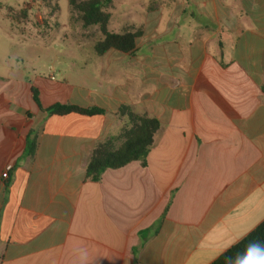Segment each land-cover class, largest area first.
<instances>
[{"label": "crops", "instance_id": "1", "mask_svg": "<svg viewBox=\"0 0 264 264\" xmlns=\"http://www.w3.org/2000/svg\"><path fill=\"white\" fill-rule=\"evenodd\" d=\"M106 7L111 32L141 36L128 53L93 41V71L74 83L0 53V264H211L264 221V0ZM59 26L98 29L71 9ZM56 103L103 113L46 111ZM122 106L160 123L146 162L89 178L95 148L123 143Z\"/></svg>", "mask_w": 264, "mask_h": 264}, {"label": "trees", "instance_id": "2", "mask_svg": "<svg viewBox=\"0 0 264 264\" xmlns=\"http://www.w3.org/2000/svg\"><path fill=\"white\" fill-rule=\"evenodd\" d=\"M69 4L72 19L81 20L84 27L98 26L100 38L94 46L97 54L102 55L109 49L125 53L135 49L136 40L141 36V32L132 27H127L119 33L111 32L108 29L110 13L107 11L106 0H69ZM32 93L38 106L43 109L38 89L32 88ZM46 111L58 116L68 114L93 116L103 113V110L97 107L83 108L67 103H56L46 108ZM120 115L128 118L120 133L123 143L120 148L115 149L112 143L114 139L110 138L95 148L87 166L89 178L100 180L104 169L119 168L133 160L146 162V155L160 126L159 121L147 115L138 116L126 106L121 107ZM36 143V136L30 132L27 138L28 153L34 152ZM244 261H248V264H264V221L211 264H241Z\"/></svg>", "mask_w": 264, "mask_h": 264}, {"label": "rangeland", "instance_id": "3", "mask_svg": "<svg viewBox=\"0 0 264 264\" xmlns=\"http://www.w3.org/2000/svg\"><path fill=\"white\" fill-rule=\"evenodd\" d=\"M16 4L26 9L27 15L25 21L19 18V24L14 20L22 10L16 12L8 4H0V53L10 56L9 61L16 70L26 69L32 75L45 77L52 74L61 82L67 73L73 83L79 80L75 79L74 72L93 71L88 54L100 32L98 29L87 31L91 38L83 39L74 27L67 30L59 26L69 18V0H24L23 5L16 0ZM50 13L53 14L50 16Z\"/></svg>", "mask_w": 264, "mask_h": 264}, {"label": "clouds", "instance_id": "4", "mask_svg": "<svg viewBox=\"0 0 264 264\" xmlns=\"http://www.w3.org/2000/svg\"><path fill=\"white\" fill-rule=\"evenodd\" d=\"M20 5H23L24 0H19ZM0 4H8L10 5L14 11L19 12L22 10V7H17L16 0H0ZM6 11V9H5ZM251 260V256L249 257ZM241 264H248V261L241 262Z\"/></svg>", "mask_w": 264, "mask_h": 264}, {"label": "built area", "instance_id": "5", "mask_svg": "<svg viewBox=\"0 0 264 264\" xmlns=\"http://www.w3.org/2000/svg\"><path fill=\"white\" fill-rule=\"evenodd\" d=\"M51 79H55V77L52 75V76H51Z\"/></svg>", "mask_w": 264, "mask_h": 264}]
</instances>
